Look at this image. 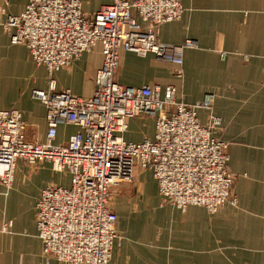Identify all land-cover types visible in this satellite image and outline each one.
Instances as JSON below:
<instances>
[{
  "label": "built area",
  "instance_id": "obj_1",
  "mask_svg": "<svg viewBox=\"0 0 264 264\" xmlns=\"http://www.w3.org/2000/svg\"><path fill=\"white\" fill-rule=\"evenodd\" d=\"M182 1L112 0L86 14L83 0H29L3 22L12 43L25 44L50 80L47 89L32 91L47 108L46 141L38 138L39 123L28 122L22 110H0V184L12 187L19 160L33 166L48 162L70 176L69 183L44 188L36 204L44 252L63 264L111 263L118 237L114 188L133 183L139 167L152 172L160 194L182 211L195 204L216 212L236 200L230 143L216 136L223 120L214 111L215 94L187 103L178 99L175 84L128 86L116 79L121 49L152 53L183 75L185 51L198 42L173 44L159 36L162 24L182 17ZM5 14L0 8V18ZM99 43L104 61L93 95L58 89L54 73ZM200 110L207 111L205 122ZM143 115L155 121V135L127 140L129 120ZM62 124L80 130L55 143Z\"/></svg>",
  "mask_w": 264,
  "mask_h": 264
},
{
  "label": "crops",
  "instance_id": "obj_2",
  "mask_svg": "<svg viewBox=\"0 0 264 264\" xmlns=\"http://www.w3.org/2000/svg\"><path fill=\"white\" fill-rule=\"evenodd\" d=\"M28 2L0 0V8H6L0 18V110H22L28 122L39 123L38 138L46 141L47 108L32 91L47 89L50 74L25 44L12 43L3 26L7 15L20 14ZM111 2L83 0V10L93 14ZM182 5V17L162 24L159 36L173 44L187 38L198 42L197 48L185 51L183 75H176L177 65L152 53L121 49L116 79L128 86L175 84L178 99L187 103L215 94L214 111L223 120L216 136L230 143L238 203H226L217 212L195 204L182 211L160 194L152 172L139 167L133 183L114 188L111 205L118 214V237L110 264H264V0H183ZM103 61L99 43L54 73L58 89L92 96ZM200 117L205 122L207 111L200 110ZM133 123L137 118L129 120L127 140L155 135V124L140 133L130 130ZM79 130L60 125L55 143L67 142ZM35 167L19 160L16 184H0V264H63L44 252L36 204L44 188L70 182V176L46 182L31 204L23 205L19 177L27 181Z\"/></svg>",
  "mask_w": 264,
  "mask_h": 264
},
{
  "label": "rangeland",
  "instance_id": "obj_3",
  "mask_svg": "<svg viewBox=\"0 0 264 264\" xmlns=\"http://www.w3.org/2000/svg\"><path fill=\"white\" fill-rule=\"evenodd\" d=\"M136 118H137V123L131 124L130 130H134V131L137 130L140 133L142 132L144 133L152 129V126H154L155 124V121L150 116L143 115V116L136 117ZM35 166H36L35 169L37 170V172L29 176V179L27 181L25 180L22 182L21 180L23 179V176L20 175L19 177L21 184L18 186V190H19L18 197L22 201L23 205L28 204L29 202L31 204L33 197H34L33 195L43 184H45L46 182H49L50 180H54L55 182L56 181L55 179H59V177H61L62 175H66L63 172H58L52 169L51 166H49L47 162H39ZM18 173L20 172L18 171ZM15 179L13 182L14 184H16ZM63 183H69V181H65ZM148 186H149V189H151L154 187V184H149ZM232 191H233V186H232ZM234 195L236 196L235 202L230 201L228 203H233V204L238 203V197L235 193ZM145 200L146 199H144V201Z\"/></svg>",
  "mask_w": 264,
  "mask_h": 264
}]
</instances>
